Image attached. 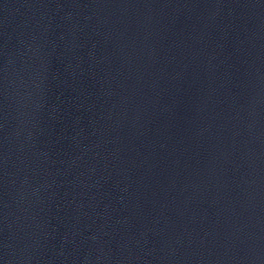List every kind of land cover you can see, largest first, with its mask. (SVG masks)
Returning <instances> with one entry per match:
<instances>
[{
	"label": "water",
	"instance_id": "95a60500",
	"mask_svg": "<svg viewBox=\"0 0 264 264\" xmlns=\"http://www.w3.org/2000/svg\"><path fill=\"white\" fill-rule=\"evenodd\" d=\"M0 264H264V0H0Z\"/></svg>",
	"mask_w": 264,
	"mask_h": 264
}]
</instances>
